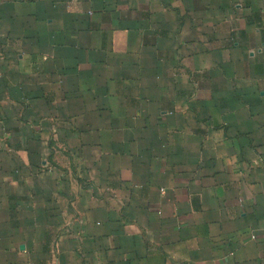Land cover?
Masks as SVG:
<instances>
[{
	"label": "crops",
	"instance_id": "0c3cea01",
	"mask_svg": "<svg viewBox=\"0 0 264 264\" xmlns=\"http://www.w3.org/2000/svg\"><path fill=\"white\" fill-rule=\"evenodd\" d=\"M0 264H264V0H0Z\"/></svg>",
	"mask_w": 264,
	"mask_h": 264
}]
</instances>
